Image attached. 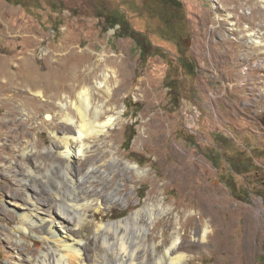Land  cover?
I'll return each instance as SVG.
<instances>
[{"label":"rangeland","instance_id":"1","mask_svg":"<svg viewBox=\"0 0 264 264\" xmlns=\"http://www.w3.org/2000/svg\"><path fill=\"white\" fill-rule=\"evenodd\" d=\"M181 1L188 35H178L161 0H0V121L9 123H0V264H36L29 257L44 247L14 231L21 219L12 200L28 202L25 184L44 203L58 179L68 190L54 133L73 134L63 112L77 120L68 101L83 86L103 116L115 117L104 136L86 140L90 151L70 160L73 173L97 168L77 189L102 201L94 222L124 219L147 203L158 212L160 204L165 212L147 223V240L162 249L177 227L182 264H264V0ZM182 54L192 73H182ZM103 72L109 95L95 87ZM181 166L201 196L184 193ZM206 224V241L191 246Z\"/></svg>","mask_w":264,"mask_h":264},{"label":"bare ground","instance_id":"2","mask_svg":"<svg viewBox=\"0 0 264 264\" xmlns=\"http://www.w3.org/2000/svg\"><path fill=\"white\" fill-rule=\"evenodd\" d=\"M251 34L253 35V33ZM250 40L255 46L262 44L258 36L251 37ZM78 71L75 72L78 75L73 77L74 81L80 77V71L77 73ZM102 76L103 80L96 81L95 87L103 90L104 93L109 95L112 90L107 84L110 74L103 72ZM112 76L115 77L114 72ZM91 91L92 88L90 86H83L81 90L78 91L75 100L68 101L69 107L71 106L77 113V120H74V116L70 114V111L69 113L63 112L62 119L67 123L66 129L68 131H66L67 133L74 131L73 134L58 135L56 132L54 133L58 154L64 157L67 162L66 165L61 166V168L64 178H66V181L69 183L68 190L66 189L65 192L61 190L64 185V179H58L55 181L58 185L51 186L52 191H50L52 195L50 196V202L44 203L35 199V197L33 198L31 196L32 194L26 191L28 186L25 184L22 188L23 191H21L22 195L28 199V202L26 200L25 202L27 203H19L17 200H12L17 206L16 211L21 219L18 225L15 226L14 231L16 233H27L28 236L35 235L36 238L34 242L39 246L40 243L44 245V247H39V250L35 249L36 254H34L35 256L33 258L29 257V261H35L36 264H182L186 255L179 251L182 243L178 244L180 236L177 227H175L170 234L169 245H166L162 249L158 243H150L147 240V223L149 222L152 224L154 218L158 214L165 212V209L162 208L159 203L158 212L154 211L153 204L147 203L143 208L135 211L129 217L119 220L101 221L98 223V221L94 222V220L101 211L102 201L97 197H92L90 199L88 196L89 192H91L90 190L85 193L77 190L80 185L79 182L83 180L93 182L95 180L97 168L95 164H91L84 175L75 170L73 173L71 171L72 168H70L71 158L80 155L84 156L91 147V141L88 143L86 140L91 136L97 137L105 134L107 128L111 127L115 121V117H113L112 114L103 116L104 112L102 111L101 105L96 104L93 106L91 102ZM37 93L38 96H43L41 91ZM41 99L45 100L43 98ZM1 101L3 104L11 102L7 98ZM65 105L67 106V103L63 101L59 103L62 111H64ZM10 106H12V104H10ZM118 113L122 114L123 110H120ZM46 118H49V113H46ZM0 123L4 125L9 124L3 121H0ZM28 151L29 149L27 147L22 151L23 156L27 154L26 157H24L26 159H29ZM47 156L49 157V155ZM90 160L89 158L81 161L80 166H85ZM126 166L130 167L128 165ZM49 168L48 171H50ZM102 171L104 170L102 169ZM102 171L100 179L103 190L108 185L105 184L106 180L105 177L102 176ZM135 171L139 172L136 167ZM184 172L182 166L177 171V180L183 188L184 193L186 195L198 194L201 196L203 192L200 189L191 188L190 170L187 171L186 168V173ZM28 173L36 174L33 167L30 165H28ZM77 173L79 177L76 176ZM74 175L77 178H75ZM26 180L28 179H23V181ZM112 181L113 180H111V184ZM1 183L0 195L3 196L4 189L2 187L3 183ZM12 197L14 198L15 195L12 194ZM40 198H42V196ZM219 199H216V202L220 204V208L227 209V204ZM51 201L53 202L51 203ZM205 201L208 202V199ZM7 213L9 214V212ZM99 217L103 219L104 215H100ZM210 231L211 229L207 224L203 228L201 226L198 227L195 231L198 237L197 241L192 242L190 245L193 247L200 246L201 243L206 241ZM17 240L19 241V239ZM24 249L27 250L26 248Z\"/></svg>","mask_w":264,"mask_h":264},{"label":"flooded vegetation","instance_id":"3","mask_svg":"<svg viewBox=\"0 0 264 264\" xmlns=\"http://www.w3.org/2000/svg\"><path fill=\"white\" fill-rule=\"evenodd\" d=\"M160 3L163 6L164 12L167 8H169L170 12H172V16L171 18L168 19V21L169 23H172V24L175 23V26H176V23L179 25L180 32L178 33V35L185 33L186 28L184 26L185 25L184 22L186 21L187 18H186L185 9H184L185 5L183 4V2L181 0H161ZM174 12L178 14V18H174V14H173ZM186 35H188L187 32H186ZM180 51L182 52V48H180ZM178 63L181 65L180 67L184 75H186V72L192 73V71L194 70L192 59H188L186 56H184V54L179 56Z\"/></svg>","mask_w":264,"mask_h":264},{"label":"trees","instance_id":"4","mask_svg":"<svg viewBox=\"0 0 264 264\" xmlns=\"http://www.w3.org/2000/svg\"><path fill=\"white\" fill-rule=\"evenodd\" d=\"M120 24V28L123 27V24L118 22ZM123 30H124V27H123ZM122 35H124V32L122 33ZM146 44V43H145ZM147 50V47L145 45H141L140 47V51L141 53L144 54V52ZM134 131V130H133ZM132 136H133V133L129 134L128 137L126 136L125 138V144H127V146H125V148L128 147V145L130 144V141L132 140ZM231 188V187H230Z\"/></svg>","mask_w":264,"mask_h":264}]
</instances>
